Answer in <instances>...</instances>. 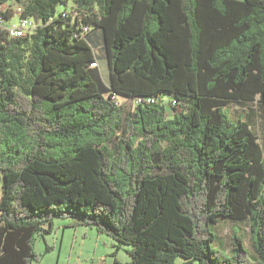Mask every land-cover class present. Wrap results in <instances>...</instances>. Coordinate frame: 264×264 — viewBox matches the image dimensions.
<instances>
[{"label":"trees","instance_id":"obj_1","mask_svg":"<svg viewBox=\"0 0 264 264\" xmlns=\"http://www.w3.org/2000/svg\"><path fill=\"white\" fill-rule=\"evenodd\" d=\"M8 1L0 264L40 262L56 218L130 246L127 264H264V134L228 109L258 101L264 121V0ZM15 16L36 27L12 35ZM220 218L249 221L255 255L238 231L231 255L212 246Z\"/></svg>","mask_w":264,"mask_h":264},{"label":"rangeland","instance_id":"obj_2","mask_svg":"<svg viewBox=\"0 0 264 264\" xmlns=\"http://www.w3.org/2000/svg\"><path fill=\"white\" fill-rule=\"evenodd\" d=\"M8 5L14 8L19 6L16 0H9L3 4L4 9ZM72 6L73 2L71 1L68 9L72 8ZM17 21L18 16H15L11 22L16 23ZM91 36L95 50L101 57V69L104 80L109 83L110 70L102 31L96 29L91 33ZM117 100L120 103H136L135 100L124 96L117 97ZM167 100L169 101V99ZM228 109L233 118L243 117L250 120L253 129L260 136V140L263 143L264 121L261 105L258 101L232 102ZM64 219L56 218L53 231L46 234L45 239L43 237L37 239L36 250L43 253V255L40 262L35 264H115V259H118L122 264L130 262L131 257L127 250L130 246L122 245L118 247V242L115 239L108 234L98 232L96 227L76 226L75 224H69ZM60 223L61 225L59 226ZM211 226L215 233V238L211 243L213 247L221 248L226 254L231 255L233 253L231 235L233 232L238 231L244 234V243L250 255L256 254L254 236L248 220L238 224V222L229 218H220L217 222L212 223ZM46 243L50 244L53 249L45 252ZM182 260V258H178V261ZM191 264H198V261L194 260Z\"/></svg>","mask_w":264,"mask_h":264},{"label":"built area","instance_id":"obj_3","mask_svg":"<svg viewBox=\"0 0 264 264\" xmlns=\"http://www.w3.org/2000/svg\"><path fill=\"white\" fill-rule=\"evenodd\" d=\"M18 10L21 11L22 8L18 7ZM36 27V21L31 18H22L19 17L18 21L16 23H12L6 28L10 31L12 35L15 36H24L28 33H30L34 28ZM88 28L85 27L84 31H87ZM92 66H99V62H92Z\"/></svg>","mask_w":264,"mask_h":264},{"label":"crops","instance_id":"obj_4","mask_svg":"<svg viewBox=\"0 0 264 264\" xmlns=\"http://www.w3.org/2000/svg\"><path fill=\"white\" fill-rule=\"evenodd\" d=\"M55 223H56V222H55ZM55 223H54V224H55ZM62 223H63V222H62ZM60 225H61V223L59 224V226H60ZM44 239H45V238H44Z\"/></svg>","mask_w":264,"mask_h":264}]
</instances>
